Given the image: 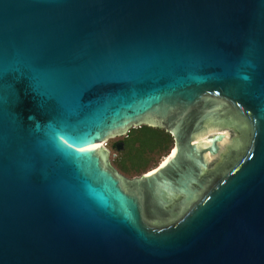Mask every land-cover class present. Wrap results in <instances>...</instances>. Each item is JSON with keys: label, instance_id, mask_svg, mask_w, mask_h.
<instances>
[{"label": "water", "instance_id": "95a60500", "mask_svg": "<svg viewBox=\"0 0 264 264\" xmlns=\"http://www.w3.org/2000/svg\"><path fill=\"white\" fill-rule=\"evenodd\" d=\"M0 264H264V0H0Z\"/></svg>", "mask_w": 264, "mask_h": 264}, {"label": "trees", "instance_id": "16d2710c", "mask_svg": "<svg viewBox=\"0 0 264 264\" xmlns=\"http://www.w3.org/2000/svg\"><path fill=\"white\" fill-rule=\"evenodd\" d=\"M123 145L124 148L120 152L111 149L116 153L112 164L125 176L132 177L155 167L159 158L171 149L172 138L162 129L141 125L129 129L123 137ZM107 146H111L110 142Z\"/></svg>", "mask_w": 264, "mask_h": 264}, {"label": "flooded vegetation", "instance_id": "af4514ba", "mask_svg": "<svg viewBox=\"0 0 264 264\" xmlns=\"http://www.w3.org/2000/svg\"><path fill=\"white\" fill-rule=\"evenodd\" d=\"M141 125H145V126H148L146 123H140L139 125H137V126H134V127H130V128H135V127H140ZM148 127H151V128H156V127H152V126H148ZM130 128H128V130L125 132V133H123V134H121V135H116V136H122L121 138H118V139H115V140H111V141H109L110 142V144H111V146L110 147H108L107 146V141H105V140H103V142H104V146H103V148H105L106 150H107V153L109 154L110 153V151H111V149L113 148L114 150H115V148H119V150H116L117 152H120V151H122L123 150V148H124V145H123V137H125L126 136V134H127V132L129 131V129ZM158 129V128H157ZM165 132V131H164ZM109 138H111V137H109ZM172 146H173V141H172ZM172 148V147H171ZM170 153H171V149H169L168 150V152L165 154V157H164V160L170 155ZM116 156V155H115ZM163 160V159H162ZM162 160H161V162H162ZM161 162L159 163V165L161 164ZM158 164V163H157ZM112 166V165H111ZM113 167V166H112ZM156 167V166H155ZM114 168V167H113ZM115 170H116V172L117 173H119L120 175H122L123 177H125V178H130V177H126L123 173H121L120 171H118L116 168H114ZM147 171H145V172H143V173H141V174H145Z\"/></svg>", "mask_w": 264, "mask_h": 264}, {"label": "rangeland", "instance_id": "374dc122", "mask_svg": "<svg viewBox=\"0 0 264 264\" xmlns=\"http://www.w3.org/2000/svg\"><path fill=\"white\" fill-rule=\"evenodd\" d=\"M122 136H114V137H111V138H107L105 141H107V142H109V141H111V140H115V139H118V138H121ZM115 155H116V153L115 152H113V151H110V153L108 154V158H109V160H110V164L113 166V164H112V162H113V159H115ZM165 157V156H164ZM164 157H161V158H159V161H158V164H156V167H152V168H149V170L147 171V172H149V171H151V170H153V169H155V168H157L158 166H159V163L161 162V160L162 159H164ZM133 161H135V158H133ZM114 167V166H113ZM115 168V167H114ZM146 172V173H147ZM137 176V175H136ZM127 177V176H126Z\"/></svg>", "mask_w": 264, "mask_h": 264}, {"label": "snow or ice", "instance_id": "6c2138e0", "mask_svg": "<svg viewBox=\"0 0 264 264\" xmlns=\"http://www.w3.org/2000/svg\"><path fill=\"white\" fill-rule=\"evenodd\" d=\"M165 163H167V161H165ZM161 167H163V165H161ZM148 175H151V173H149Z\"/></svg>", "mask_w": 264, "mask_h": 264}, {"label": "built area", "instance_id": "2783aa9c", "mask_svg": "<svg viewBox=\"0 0 264 264\" xmlns=\"http://www.w3.org/2000/svg\"><path fill=\"white\" fill-rule=\"evenodd\" d=\"M102 145L104 146V142H102Z\"/></svg>", "mask_w": 264, "mask_h": 264}, {"label": "bare ground", "instance_id": "6f19581e", "mask_svg": "<svg viewBox=\"0 0 264 264\" xmlns=\"http://www.w3.org/2000/svg\"><path fill=\"white\" fill-rule=\"evenodd\" d=\"M101 145H102V144H101ZM163 161H164V159L162 160V162H163ZM162 162H161V163H162Z\"/></svg>", "mask_w": 264, "mask_h": 264}]
</instances>
